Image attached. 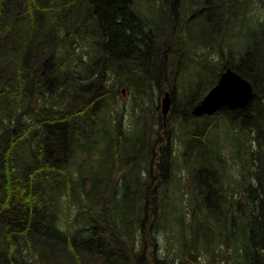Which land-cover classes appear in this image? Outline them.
<instances>
[{"label": "trees", "instance_id": "trees-1", "mask_svg": "<svg viewBox=\"0 0 264 264\" xmlns=\"http://www.w3.org/2000/svg\"><path fill=\"white\" fill-rule=\"evenodd\" d=\"M182 4L151 21L132 12L126 0H0V264H195L190 259H199L211 245L210 236L198 232L215 234L220 228L226 233L215 244L234 245L235 261L264 264V37L248 35L237 46L244 50L232 54L236 60L228 58L219 68L234 69L253 87L244 108L223 111L235 115L227 119L235 136L233 148L224 145L227 151L233 150L238 161L246 153L243 139L251 145L236 187L224 189L222 213L216 216L209 209L211 199L203 191L205 178L222 157L221 140L213 135L217 123L208 116L196 123L191 113L219 74L208 87L195 72L201 80L195 76L194 91L179 97L189 103L186 117L169 121L159 116L153 123L159 122L160 131L150 128L154 135L148 138L138 133L146 131L145 94L166 83L167 72L180 75L176 63L185 66L190 54L189 45L173 48L178 56L162 47L173 40L167 27L174 21L183 27L190 15ZM250 7L249 0H215L213 20L218 11H230L216 34L228 42L231 35L241 37ZM161 26L166 34L158 30ZM163 53L173 57L172 63L165 64ZM120 54L130 59L117 61L114 56ZM202 55L210 59L207 52ZM195 65L200 70L210 66ZM122 84L135 99L130 108L119 102ZM176 88L175 82L169 86L171 114ZM128 116L135 130L121 139ZM177 140L183 146L179 152ZM142 144L144 154L131 161ZM178 156V166L192 165L187 223L177 214L176 194L169 193L168 183L172 187L174 181L172 190L179 191L178 166L165 173ZM141 170L147 175L138 182L136 171ZM148 178L159 186L154 193L147 191ZM161 229L170 233L171 251L159 246Z\"/></svg>", "mask_w": 264, "mask_h": 264}, {"label": "rangeland", "instance_id": "rangeland-1", "mask_svg": "<svg viewBox=\"0 0 264 264\" xmlns=\"http://www.w3.org/2000/svg\"><path fill=\"white\" fill-rule=\"evenodd\" d=\"M251 7L249 9V14L246 15L245 18H243V30L242 33L240 34L241 37H238L237 35L235 36H230L229 38V42L226 40L224 41L222 39L223 35H221V37H217L214 36V40L212 41V43L208 46V50L206 51V49L200 48L197 46V48L195 49L193 47V52L194 50L196 51L197 49L200 50V55H202L203 53L209 54L210 56V63H208L209 60H207V56L208 55H202L203 59L196 60V57L194 55H192L193 53H191L190 49L189 52L190 54H187V58L185 60V66H182L181 64L179 65V67L177 68V70L179 72H181V74L178 75L176 74V77L173 78L171 76L172 72L168 73V80L166 83L163 82H159L158 86H154L155 90L154 92L151 93H146V113L144 116V122L146 124V131L144 132L143 130H140V127L138 126V129L140 130L138 133L141 132L142 138L147 137L148 135H154V133H150L149 129L152 128L154 131H160L161 130V125H159V122L157 123H153L155 121H157L159 119V116H162L161 114V109L162 107L159 106L160 100H161V96L163 95V92L165 91H169V86L172 82H175V85L177 86V88L175 89V91L173 92V95L175 97V104H177V106L174 109L173 114H171V107H172V100L170 102V110L166 116V120L172 121L174 118H176V116L181 117V118H185L183 117L184 113L187 112L189 103L186 101H181L179 99V97H181L182 93H190L192 91H194L196 85L199 83V81L197 80V78L199 80H201V78L195 74V72H201L200 74L203 76V80H201L202 82H205V84L208 85L209 87V81L214 79L215 75L218 74L219 72V68L224 64V62L228 59L231 58L232 60H236L235 56H232V54L234 53H241L244 49L243 48H238L237 46H243L244 45V40L247 38L248 35H253L254 33H258L260 36V39L264 37V0H251ZM255 2L261 3L263 6L258 9L255 5ZM158 4L155 3V1L153 0V2L149 1V0H138V1H134L133 4H131V11L132 12H136L137 14H142L141 16L153 21L156 17V14L158 12ZM221 11H218L215 17V25H214V29H217L220 27V20H221ZM220 18V19H219ZM257 24V25H256ZM247 25H251L249 28H246ZM250 34H249V33ZM245 35V36H244ZM244 36V37H243ZM236 45V46H235ZM220 46H223V50L219 51ZM205 47V46H204ZM187 50V48H186ZM192 50V49H191ZM202 50V51H201ZM187 53V51H186ZM195 53V52H194ZM115 59L117 61H121V60H129L130 58H127L125 56H121L120 55H116L114 56ZM189 60V61H188ZM207 60V61H206ZM132 63H134L133 61H131ZM197 62H201L202 64H204L206 62L207 65H210L209 68L204 69L202 71L198 70L201 69L199 67H195V64ZM167 71H169V69H167ZM195 76L197 78H195ZM180 80V81H179ZM179 81V82H178ZM123 82V81H122ZM126 85L122 84L120 86L121 89H125ZM201 88H203L204 86H200ZM207 87V88H208ZM132 92V91H131ZM120 104L122 105L123 103L125 104V106H127L128 108H130L133 105V101L135 100L134 98L131 101V95L130 93L127 91L126 94L122 95L121 97H118ZM137 103V101H135L134 105ZM223 111L225 110H219L217 112H215L214 114H211L210 118L207 121L213 122V123H217L216 129H214L213 135L219 136L220 140H221V144L223 145L221 147V151H222V157L221 160L222 162H226L228 163L229 169L226 171V169L222 168L221 166H219V164L217 162H215V164L213 165V170H212V174L211 176L208 178H205L206 181H208V186H206V188H208V190L206 188L203 189V191H208L209 194V199H211V202H209V209L213 210V212L216 214V216H218L221 210H224V206L220 205L221 202L226 203L224 200L227 199V197H224L225 194V188L230 189L233 187H236L237 181H238V176L240 171L237 170L235 171L238 167L240 169L243 170L244 167H246L248 165V161L244 158L242 161H238L236 162L235 159L232 158V155L230 154L229 151H227V148H233L234 147V138L235 136L231 133L232 131V126L227 122V119H230L231 117L235 116L233 114H223ZM128 115V114H127ZM129 119V116H128ZM126 119L124 124H123V132L120 134V138L122 139L121 135H125L126 137L128 135H131L130 132L135 130L136 125H133L131 123V120ZM164 119V120H165ZM205 119V117H198V119L196 118L194 121L196 123H200L201 121ZM141 122H143V115L140 119ZM153 123L150 127L148 126V124ZM179 131H176V133ZM136 134V133H134ZM142 140V139H141ZM138 144L142 143V141H137ZM47 141L44 142V144H46ZM143 143L145 144V142L143 141ZM144 144L143 147L142 145H140V149L137 153V155H135V158H131V161L134 160H139L140 157L144 154V151H141L144 148ZM226 145V147L224 146ZM243 147L246 149L247 147V142L243 141L242 143ZM52 147V145H51ZM54 147H52L51 149H53ZM175 148H177L176 150L179 152L180 150L183 149L182 143L178 142L177 140V145L175 146ZM172 150V149H171ZM176 151V152H177ZM66 156V153H65ZM64 157V156H63ZM175 158V157H174ZM178 160L175 162V164H171L168 167V170L165 173H168L170 171L173 170V168H177L178 166V162L180 161L179 156L177 157ZM64 159V158H63ZM165 163V162H164ZM173 165V166H172ZM158 167H163L162 166H156V168ZM173 167V168H172ZM235 168L234 171L233 168ZM164 169V168H163ZM231 172H230V171ZM205 173V172H204ZM202 173V174H204ZM137 174V179L138 182H140L141 180L144 179V176L147 175L145 170H141L140 173L136 171ZM161 175L164 177L163 172L161 173ZM169 175V173H168ZM167 175V176H168ZM192 165L190 162L188 163H183L181 162L180 165L178 166V168L176 169L175 173H174V177L176 178V180L179 182L180 188L179 191L177 192L175 189L172 190L173 186L175 185V181L171 187V184L168 183L169 186V193L176 194L175 197V203H176V207H177V214L184 220L185 223L188 222V220L191 218V214H192V204H193V192L191 190V182H193L192 180ZM148 177V176H147ZM167 178V177H166ZM117 185H123L122 184V178L119 176L117 177V181H116ZM221 183V184H220ZM148 186L150 187V189L147 188V191L149 193H154L158 188H154V183L152 182V180L150 178H148ZM129 185L131 186V183H129ZM220 187L222 188V190H220ZM135 187L128 188L127 190V195H132L131 192H134ZM143 191V188H139V191ZM171 195V194H170ZM239 195H237L238 197ZM131 199V197H130ZM229 200V199H228ZM198 201H201V196L198 195ZM130 214H132V212H128ZM119 220V218H118ZM213 224H215L217 222V220L215 218H213L212 220ZM167 230L169 232L172 231V228L170 226V224L165 221L164 222ZM168 225V226H167ZM236 235L239 234L240 230L239 227L236 226ZM166 232V230L161 229L159 230L158 234L160 236L161 239V245L160 248H162V250L164 252H166V250L168 249L169 251L172 250L171 246H170V241H168V237L170 236V233ZM203 232L205 234H208L210 236V248L209 250L206 252L204 249H202L201 251V255L199 256V259L195 257H192L190 259L191 263H195V264H241V262H237L235 261L234 258V250H237L236 247L234 245H229V247L224 246V243H218L217 245L215 244V242H217L221 237L222 234L226 233V230L224 228H220V232L219 233H213L212 230L208 229L205 231H199L198 235L201 236L203 234ZM216 255H215V253ZM157 256H159L160 252L156 253ZM223 254H227L229 257L225 258L223 256Z\"/></svg>", "mask_w": 264, "mask_h": 264}, {"label": "flooded vegetation", "instance_id": "flooded-vegetation-1", "mask_svg": "<svg viewBox=\"0 0 264 264\" xmlns=\"http://www.w3.org/2000/svg\"><path fill=\"white\" fill-rule=\"evenodd\" d=\"M126 1H127V6L131 8V4H133V0H126ZM149 1L153 2V0H149ZM154 1L155 3L158 4L159 12H157V15H159L160 19L165 17L166 11L168 9H172L173 7L178 6L181 3L183 4L180 6V8H185L190 11V15L188 19L184 22L183 27L177 24V22L179 21H174L171 27H167L168 34H171L170 38L173 40L170 41L165 40L164 44H162L164 50L167 49L171 52H175L173 48H178L180 45L184 44V45H189L190 48L192 49L190 51L191 53H193V46L196 43L201 46H205L208 50V46L214 40V36L219 37L220 34H216V29H214L215 20H213L215 15V0H154ZM249 1L252 3L251 0ZM166 4H170V5L167 6ZM255 5L258 9H260L263 6L261 3L258 2H255ZM201 8L206 9V11L204 12V10H202ZM180 13H182L181 9H180ZM223 14L225 18L229 17L230 16L229 9H226V11L224 9L221 12L222 16ZM132 28H133V32L136 30H140V28H135V27ZM158 30L166 34V30L162 26L159 27ZM217 30L220 31L221 27L217 28ZM224 40H226L225 35H224ZM199 52L200 50L197 49L195 51V54L194 53L192 54L196 57V60H199V58L203 59L202 56H198L200 54ZM162 55L164 57L165 64L172 63V60H174L172 56L166 58L165 53H163ZM176 55L178 56L177 53ZM176 58L175 61L177 62ZM52 60L53 63L55 64L54 59ZM128 63L129 62H126L124 63V65H127ZM176 65L179 66L180 64L177 62ZM160 75H162L163 77V74L160 73ZM162 77H160V81H163ZM165 77H166L165 80H167L168 76ZM223 109L225 110L226 108Z\"/></svg>", "mask_w": 264, "mask_h": 264}, {"label": "water", "instance_id": "water-1", "mask_svg": "<svg viewBox=\"0 0 264 264\" xmlns=\"http://www.w3.org/2000/svg\"><path fill=\"white\" fill-rule=\"evenodd\" d=\"M252 87L249 82L241 78L233 69L224 70L216 84L208 90L203 99L197 103L192 114L200 116L212 114L221 107L236 109L245 106L252 98ZM171 96L167 91L161 97V113L165 118L170 109Z\"/></svg>", "mask_w": 264, "mask_h": 264}, {"label": "bare ground", "instance_id": "bare-ground-1", "mask_svg": "<svg viewBox=\"0 0 264 264\" xmlns=\"http://www.w3.org/2000/svg\"><path fill=\"white\" fill-rule=\"evenodd\" d=\"M226 69H228V68H226ZM226 69H224V70H226ZM230 69H232V68H230ZM223 70V71H224ZM234 70V69H233ZM235 71V70H234ZM241 78H243L245 81H247V82H249V84L251 85V87H252V84L250 83V81L249 80H247L246 78H244L241 74H239L237 71H235ZM252 92H253V87H252ZM249 103V102H248ZM247 103V104H248ZM246 104V105H247ZM245 105V106H246ZM245 106H243V107H239V108H236V109H241V108H244ZM222 108H219V109H217L216 111H214L212 114H214L215 112H217V111H219V110H221ZM162 110V109H161Z\"/></svg>", "mask_w": 264, "mask_h": 264}]
</instances>
